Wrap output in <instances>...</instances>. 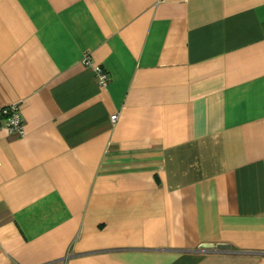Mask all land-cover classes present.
I'll list each match as a JSON object with an SVG mask.
<instances>
[{
	"label": "crops",
	"instance_id": "crops-1",
	"mask_svg": "<svg viewBox=\"0 0 264 264\" xmlns=\"http://www.w3.org/2000/svg\"><path fill=\"white\" fill-rule=\"evenodd\" d=\"M11 104L0 264H264V0H0Z\"/></svg>",
	"mask_w": 264,
	"mask_h": 264
},
{
	"label": "built area",
	"instance_id": "built-area-1",
	"mask_svg": "<svg viewBox=\"0 0 264 264\" xmlns=\"http://www.w3.org/2000/svg\"><path fill=\"white\" fill-rule=\"evenodd\" d=\"M81 63L85 67L92 69L95 81L99 87H106L108 83V76L106 72L97 65H94L87 54H85L81 60ZM112 123L117 120V115H113L110 118ZM0 131H4L9 135H16L23 137L25 134L24 126L20 113L19 104H11L8 106L0 107Z\"/></svg>",
	"mask_w": 264,
	"mask_h": 264
},
{
	"label": "water",
	"instance_id": "water-1",
	"mask_svg": "<svg viewBox=\"0 0 264 264\" xmlns=\"http://www.w3.org/2000/svg\"><path fill=\"white\" fill-rule=\"evenodd\" d=\"M216 250H220V251L228 250V246H225V245H217L216 246Z\"/></svg>",
	"mask_w": 264,
	"mask_h": 264
}]
</instances>
